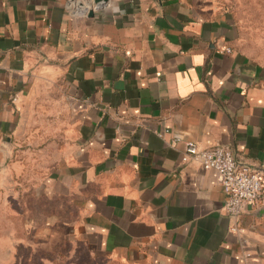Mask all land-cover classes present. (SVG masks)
I'll use <instances>...</instances> for the list:
<instances>
[{"label":"crops","instance_id":"crops-1","mask_svg":"<svg viewBox=\"0 0 264 264\" xmlns=\"http://www.w3.org/2000/svg\"><path fill=\"white\" fill-rule=\"evenodd\" d=\"M227 7L0 0L7 236L40 215L47 252L76 239L125 264H264L263 196L230 218L217 173L183 160L188 141L224 147L264 178V68Z\"/></svg>","mask_w":264,"mask_h":264},{"label":"rangeland","instance_id":"rangeland-1","mask_svg":"<svg viewBox=\"0 0 264 264\" xmlns=\"http://www.w3.org/2000/svg\"><path fill=\"white\" fill-rule=\"evenodd\" d=\"M228 6L238 25L241 49L264 68V0H228ZM6 193L3 189L0 197L6 198ZM39 216L29 220V237L21 235V222H15L14 239L6 235L7 221L0 215V264H125L90 251L76 239L64 241L62 250L47 252L52 241L41 232Z\"/></svg>","mask_w":264,"mask_h":264},{"label":"built area","instance_id":"built-area-1","mask_svg":"<svg viewBox=\"0 0 264 264\" xmlns=\"http://www.w3.org/2000/svg\"><path fill=\"white\" fill-rule=\"evenodd\" d=\"M183 160L199 164L203 170H213L219 177L225 201L223 209L230 218H238L245 206L264 198L263 175L246 164L237 162L224 147L201 149L193 142H185Z\"/></svg>","mask_w":264,"mask_h":264},{"label":"water","instance_id":"water-1","mask_svg":"<svg viewBox=\"0 0 264 264\" xmlns=\"http://www.w3.org/2000/svg\"><path fill=\"white\" fill-rule=\"evenodd\" d=\"M69 2H71V0H67ZM108 0H92L93 4L96 5L97 7H101L102 5H104ZM93 13L89 12L88 16H92Z\"/></svg>","mask_w":264,"mask_h":264},{"label":"trees","instance_id":"trees-1","mask_svg":"<svg viewBox=\"0 0 264 264\" xmlns=\"http://www.w3.org/2000/svg\"><path fill=\"white\" fill-rule=\"evenodd\" d=\"M61 248H62V245L56 247L55 250H57V251H58V250H62ZM55 250H54V251H55Z\"/></svg>","mask_w":264,"mask_h":264}]
</instances>
